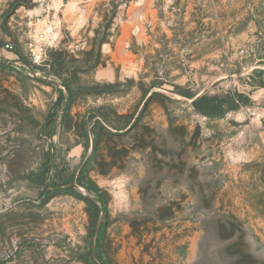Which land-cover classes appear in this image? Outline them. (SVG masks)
<instances>
[{
  "label": "rangeland",
  "instance_id": "obj_1",
  "mask_svg": "<svg viewBox=\"0 0 264 264\" xmlns=\"http://www.w3.org/2000/svg\"><path fill=\"white\" fill-rule=\"evenodd\" d=\"M0 264H264V0H0Z\"/></svg>",
  "mask_w": 264,
  "mask_h": 264
},
{
  "label": "trees",
  "instance_id": "obj_2",
  "mask_svg": "<svg viewBox=\"0 0 264 264\" xmlns=\"http://www.w3.org/2000/svg\"><path fill=\"white\" fill-rule=\"evenodd\" d=\"M238 98H232L226 101L220 97L202 96L196 101L197 108L202 114L209 117H217L226 114L234 109L239 99H244V96L237 94Z\"/></svg>",
  "mask_w": 264,
  "mask_h": 264
},
{
  "label": "built area",
  "instance_id": "obj_3",
  "mask_svg": "<svg viewBox=\"0 0 264 264\" xmlns=\"http://www.w3.org/2000/svg\"><path fill=\"white\" fill-rule=\"evenodd\" d=\"M56 38H53L52 43H54ZM52 45V44H51ZM6 49H12V47L7 44L5 46ZM31 59L34 65L36 66H42L44 62L46 61V54H47V47L43 46H35L31 48Z\"/></svg>",
  "mask_w": 264,
  "mask_h": 264
}]
</instances>
